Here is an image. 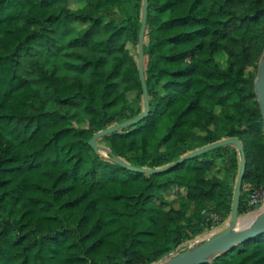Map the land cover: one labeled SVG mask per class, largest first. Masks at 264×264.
I'll use <instances>...</instances> for the list:
<instances>
[{
	"label": "trees",
	"instance_id": "16d2710c",
	"mask_svg": "<svg viewBox=\"0 0 264 264\" xmlns=\"http://www.w3.org/2000/svg\"><path fill=\"white\" fill-rule=\"evenodd\" d=\"M141 5L0 0V264H158L211 229L203 209L229 217L234 144L151 175L112 155L155 169L235 136L245 158L238 215L253 210L250 191L264 186L252 73L264 47V0H148L149 112L96 140L112 155L89 144L143 110ZM172 186L177 207L163 196ZM202 264H264V232Z\"/></svg>",
	"mask_w": 264,
	"mask_h": 264
},
{
	"label": "water",
	"instance_id": "95a60500",
	"mask_svg": "<svg viewBox=\"0 0 264 264\" xmlns=\"http://www.w3.org/2000/svg\"><path fill=\"white\" fill-rule=\"evenodd\" d=\"M147 8H148V0H142L141 20H140L141 24H140V29L138 33V42H137V71L142 87L143 110L133 118H130L120 123H116L112 126L104 128L93 134V136L89 140V144L93 147L94 150L103 152L105 154H111V152L106 148H101L97 146L96 140L98 138H101L108 133L114 132L119 128H123L125 126L138 123L139 121L144 119L149 112V99H148L147 88L144 78V71H143V37L146 27ZM254 90H255L256 100L258 102L260 115L263 122V129H264V47L258 63L256 79L254 80ZM227 144L235 145L236 149L240 153V162H239L238 176L236 178L235 186H234L231 211L225 228L219 231L218 233L205 238L199 244L185 248L184 250H181L180 252L176 253L175 255L167 259L166 261L158 264H202L207 260L209 256L217 254L222 251L231 250L236 244L241 243L249 238H252L264 232V209H261L262 207L255 210L259 212L249 222L244 223L240 221L241 216L238 215V206L241 195L242 179L245 171V158H244V152L242 149L241 142L235 136L228 137L213 142L211 144L205 145L193 151H190L189 153L185 154L184 156L172 162L171 164L155 169L130 165L125 161L121 160L120 158L111 154L112 160L120 164L121 166L125 167L126 169L134 172H141L151 175V174L169 171L179 163H182L186 160L199 156L207 151H210L212 149Z\"/></svg>",
	"mask_w": 264,
	"mask_h": 264
},
{
	"label": "rangeland",
	"instance_id": "374dc122",
	"mask_svg": "<svg viewBox=\"0 0 264 264\" xmlns=\"http://www.w3.org/2000/svg\"><path fill=\"white\" fill-rule=\"evenodd\" d=\"M69 5L71 7H76L77 6V2L75 1H70L69 2ZM130 51L133 53L134 50L132 48V46H128ZM261 56V55H260ZM260 56L258 57V59L255 61V66L252 68V73L256 79V74H257V68H258V63H259V60H260ZM128 98L129 100L131 101H134L135 100V97H134V93H129L128 94ZM163 130H164V127H162V129L160 130V132L158 133V135L160 136L162 133H163ZM237 150V149H236ZM238 151V150H237ZM212 173L217 175V176H222L223 175V169H222V165L220 163V161H217V163L215 164L214 167H212ZM239 170V169H238ZM238 170H236L235 168H231V170L229 171L230 172V175L232 176L231 178V182L233 181H236V178L238 176ZM244 188L245 190L247 191L250 187L246 184L244 185ZM181 191L180 192H183L182 189H180ZM179 190L172 186L170 187L166 192L163 193V196L164 198L169 202V204H171L172 206L174 207H177V192ZM264 207V206H263ZM256 211L254 212H248L246 214H243V215H240L241 217H245V216H252L251 214L255 213ZM255 215V214H254ZM228 218H226L222 224L216 226V227H211V229L209 231H206V232H203L202 234L198 235L197 237H195L194 239L190 240V242L187 244L186 248L188 247H192V246H195L197 244H199L201 241H203L205 238L213 235V234H216L218 233L219 231L223 230L226 226V223L228 222Z\"/></svg>",
	"mask_w": 264,
	"mask_h": 264
},
{
	"label": "built area",
	"instance_id": "2783aa9c",
	"mask_svg": "<svg viewBox=\"0 0 264 264\" xmlns=\"http://www.w3.org/2000/svg\"><path fill=\"white\" fill-rule=\"evenodd\" d=\"M264 204V186L254 188L249 194V205L253 207L251 212L261 208ZM250 212V211H249ZM202 214L206 215L207 220L210 222L211 227H216L223 223L224 219L217 213L203 209Z\"/></svg>",
	"mask_w": 264,
	"mask_h": 264
},
{
	"label": "bare ground",
	"instance_id": "6f19581e",
	"mask_svg": "<svg viewBox=\"0 0 264 264\" xmlns=\"http://www.w3.org/2000/svg\"><path fill=\"white\" fill-rule=\"evenodd\" d=\"M263 206H264V204H263ZM262 206V208L261 209H264V207ZM258 212L259 211H256L255 213H253V214H251L252 216H245V217H240V221H242V222H249V221H251L257 214H258ZM255 214V215H254Z\"/></svg>",
	"mask_w": 264,
	"mask_h": 264
}]
</instances>
